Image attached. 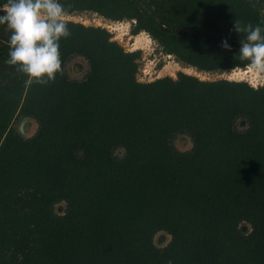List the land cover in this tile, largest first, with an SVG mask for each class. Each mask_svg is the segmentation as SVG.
I'll use <instances>...</instances> for the list:
<instances>
[{"label": "trees", "instance_id": "trees-1", "mask_svg": "<svg viewBox=\"0 0 264 264\" xmlns=\"http://www.w3.org/2000/svg\"><path fill=\"white\" fill-rule=\"evenodd\" d=\"M62 2L67 15L132 21L133 35L204 73L248 68L235 21L264 26V0ZM66 22L46 85L5 63L0 26V264H264V85L183 72L141 82V51ZM78 57L82 80L67 71ZM27 118L30 138L16 127Z\"/></svg>", "mask_w": 264, "mask_h": 264}, {"label": "clouds", "instance_id": "clouds-1", "mask_svg": "<svg viewBox=\"0 0 264 264\" xmlns=\"http://www.w3.org/2000/svg\"><path fill=\"white\" fill-rule=\"evenodd\" d=\"M67 14L62 0H7L0 4V26L9 33L5 63L24 74L26 84L46 85L60 73V41L71 35ZM234 30L246 33L240 40V58L247 60L252 70L264 73V26L235 21ZM222 46L231 49L227 40Z\"/></svg>", "mask_w": 264, "mask_h": 264}, {"label": "rangeland", "instance_id": "rangeland-1", "mask_svg": "<svg viewBox=\"0 0 264 264\" xmlns=\"http://www.w3.org/2000/svg\"><path fill=\"white\" fill-rule=\"evenodd\" d=\"M74 21L78 23H82L86 26H95V27H102L108 30L113 35V41H117L121 44L127 52H136L141 51V58L138 60L139 69L143 73V71L147 70V75L144 76V73L140 74V78L138 75V79L141 81L146 82H153L156 79L164 78V77H172L174 79L177 78L178 73L183 72L188 75L196 76L201 80L205 81H214L220 79H227L230 81H244L248 82L254 87L264 85V73H259L261 78L260 81L254 83L251 79L244 80L234 78L233 71L225 72V73H204L198 72L194 68H187L184 67L181 63H179L175 57L166 55L161 51V48L155 42L151 36L147 33L146 36H149L151 42L143 47L136 48V38L141 35H133L132 30L134 28V22L132 21H123V22H113L104 20L101 16L96 14L86 13L82 15H67L66 21ZM125 27L126 29L124 30ZM117 28V29H116ZM120 30V31H119ZM123 30V31H122ZM126 31V32H125ZM124 33V34H123ZM121 35V36H120ZM121 37V38H120ZM135 45V46H134ZM89 70V65L81 57L73 59L67 66L68 75L71 79L74 80H82ZM146 74V73H145ZM139 80V81H140ZM24 124V126L22 125ZM23 126L24 132L22 135L26 138H30L35 135L38 125L35 120L28 119V121H22L16 123V127L20 131V127ZM21 132V131H20ZM175 145L181 149L182 151H186L191 149L192 142L188 136H179L176 141ZM65 208L64 204H60L57 206V212L62 213ZM245 231L248 230V226L243 227ZM171 240V237L166 232H160L155 236V244L159 247L166 246Z\"/></svg>", "mask_w": 264, "mask_h": 264}, {"label": "bare ground", "instance_id": "bare-ground-1", "mask_svg": "<svg viewBox=\"0 0 264 264\" xmlns=\"http://www.w3.org/2000/svg\"><path fill=\"white\" fill-rule=\"evenodd\" d=\"M124 30L126 29L125 27H123ZM117 29V28H116ZM120 31V30H119ZM123 31V30H122ZM126 32V31H125ZM124 34V33H123ZM121 36V35H120ZM121 38V37H120ZM136 48L137 46L139 47H143L145 45H147L148 43L150 44L151 40L149 38V36H146L145 32H143L141 35H139L136 38ZM134 45V46H135ZM260 72L254 71L252 70L250 67L246 68V69H237L233 71V77L234 78H238V79H244V80H248L251 79L254 83H258L260 81Z\"/></svg>", "mask_w": 264, "mask_h": 264}, {"label": "built area", "instance_id": "built-area-1", "mask_svg": "<svg viewBox=\"0 0 264 264\" xmlns=\"http://www.w3.org/2000/svg\"><path fill=\"white\" fill-rule=\"evenodd\" d=\"M141 73H142V72H141V70H140V74H141ZM143 73H144V76H146V75H147V70L145 69V70L143 71ZM143 73H142V74H143ZM145 73H146V74H145ZM140 74H139V78H140ZM142 74H141V76H142ZM140 79H141V78H140ZM140 79H139V80H140ZM140 81H141V80H140ZM141 82H146V81H141Z\"/></svg>", "mask_w": 264, "mask_h": 264}, {"label": "water", "instance_id": "water-1", "mask_svg": "<svg viewBox=\"0 0 264 264\" xmlns=\"http://www.w3.org/2000/svg\"><path fill=\"white\" fill-rule=\"evenodd\" d=\"M28 119H29V118H27V119H24V121H26V122H27V121H28ZM22 125L24 126V124H22ZM23 126H21V127H20L21 134L24 132V130H23ZM243 229H244V228H243ZM244 230H245V229H244Z\"/></svg>", "mask_w": 264, "mask_h": 264}]
</instances>
